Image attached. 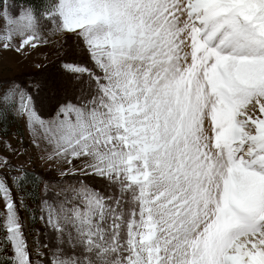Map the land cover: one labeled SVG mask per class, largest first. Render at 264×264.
Returning a JSON list of instances; mask_svg holds the SVG:
<instances>
[{"label": "snow or ice", "instance_id": "6c2138e0", "mask_svg": "<svg viewBox=\"0 0 264 264\" xmlns=\"http://www.w3.org/2000/svg\"><path fill=\"white\" fill-rule=\"evenodd\" d=\"M38 16L4 10L0 41L30 44ZM44 16L97 69L65 64L87 95L46 139L111 188L45 201L46 227L80 249L51 264H264V0H55ZM0 229L8 264H32L10 200Z\"/></svg>", "mask_w": 264, "mask_h": 264}, {"label": "rangeland", "instance_id": "374dc122", "mask_svg": "<svg viewBox=\"0 0 264 264\" xmlns=\"http://www.w3.org/2000/svg\"><path fill=\"white\" fill-rule=\"evenodd\" d=\"M21 9L27 8L9 0L3 1L0 7V35L13 27L6 23L3 11L18 14ZM44 13L38 16L36 36L30 44L20 48L19 36L11 41H0V119L4 118L6 125H0V181L8 190L7 195L1 191L0 211L3 223L6 201L14 203L32 264H51L54 254L60 252L71 256L80 255L79 247L68 241L67 234L61 239L46 227L45 213L42 211L45 201L58 209L66 196L71 195L69 189L78 186L79 182L111 192L110 186L105 182L81 172L84 160L74 159L68 163L65 158L55 156L53 146L46 139L47 124L57 117L62 105L76 103L81 97L82 89L87 95L88 81L85 77L81 83L66 72L65 64L60 59L63 40L72 38L75 45L76 35L57 31L55 22L45 18ZM4 43H10L11 46L5 48ZM39 70L48 76L42 74L45 81H27L28 75ZM21 93L27 94L24 97L25 107L21 106ZM30 111H34L39 119L30 120ZM18 131L22 132V137L18 135ZM24 170L41 176L35 204L18 187ZM2 237L6 241L4 253L12 258V248L5 231Z\"/></svg>", "mask_w": 264, "mask_h": 264}, {"label": "trees", "instance_id": "16d2710c", "mask_svg": "<svg viewBox=\"0 0 264 264\" xmlns=\"http://www.w3.org/2000/svg\"><path fill=\"white\" fill-rule=\"evenodd\" d=\"M3 1L4 0H0V6L2 5ZM9 1L16 5H22L27 8L31 6L33 9L38 10L39 14L46 12L49 8L53 6L55 2V0H9ZM75 43L76 44L74 45L72 38H65L63 40L62 44L60 45V59L63 61V63L74 64L82 67L87 66L93 71H97V69H95L94 67L92 60L89 57L88 52L85 50L83 42L77 38ZM43 73L44 72L40 70L36 73H32L31 75H28L27 81L28 80L45 81V78L43 76L45 74ZM58 80H59V73L57 76V82ZM0 125L2 127H6L4 118L0 119ZM18 132H19L18 135L22 137V132L21 131ZM39 179H41V176L38 173H33L24 170L22 178L19 179L18 181V187L22 189L24 193L28 194L29 198L32 200L34 204L37 203L36 200L38 199V197L36 196V191H37V185ZM0 224H2L1 213H0ZM3 233L4 230L0 229V264H8L11 258L4 253L6 249V241L4 237H2Z\"/></svg>", "mask_w": 264, "mask_h": 264}]
</instances>
